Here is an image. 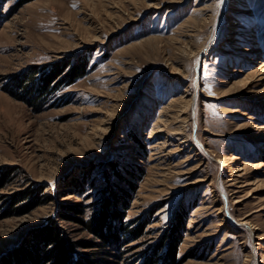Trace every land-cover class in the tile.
Listing matches in <instances>:
<instances>
[{
  "label": "rangeland",
  "instance_id": "rangeland-1",
  "mask_svg": "<svg viewBox=\"0 0 264 264\" xmlns=\"http://www.w3.org/2000/svg\"><path fill=\"white\" fill-rule=\"evenodd\" d=\"M263 89L264 0H0V261L111 191L110 264H264Z\"/></svg>",
  "mask_w": 264,
  "mask_h": 264
},
{
  "label": "trees",
  "instance_id": "trees-1",
  "mask_svg": "<svg viewBox=\"0 0 264 264\" xmlns=\"http://www.w3.org/2000/svg\"><path fill=\"white\" fill-rule=\"evenodd\" d=\"M58 72L59 70H55L42 80L41 85H38L36 89V95L33 96L34 100L39 102L44 98V92L53 91L57 88V78L53 81L52 79L56 77ZM68 73V77L75 80L81 77L84 72L76 71L74 68ZM53 82L55 83L51 86ZM33 91L34 88L29 93L32 94ZM2 176L3 174L0 173V188H4L6 185L5 176ZM39 193L42 194L41 188L29 190L26 199L31 201L33 206L41 205L43 199ZM116 200L117 197L110 191L101 204L100 210L89 220L84 219L85 213L79 205L61 204L57 216L49 218L43 227L34 234V241L29 248L16 251L12 255L14 261L7 258L0 261V264H110V260L106 257L120 259L122 257L121 250L127 243L126 237L130 239L138 237L142 228L133 229L129 227V224H124V215L116 207ZM59 219L80 224L93 236V240L73 241L66 231L59 226ZM177 227L176 230L174 229L170 249H168V258L172 262H174L179 243L177 235L181 231L180 226ZM151 261L149 258L147 264H150Z\"/></svg>",
  "mask_w": 264,
  "mask_h": 264
},
{
  "label": "bare ground",
  "instance_id": "bare-ground-1",
  "mask_svg": "<svg viewBox=\"0 0 264 264\" xmlns=\"http://www.w3.org/2000/svg\"><path fill=\"white\" fill-rule=\"evenodd\" d=\"M252 59H254V58H252ZM262 93L264 94V89H263ZM156 132H159V131H156ZM183 142H184V141H183ZM183 142H180V143H183ZM237 202H238V201H237Z\"/></svg>",
  "mask_w": 264,
  "mask_h": 264
}]
</instances>
